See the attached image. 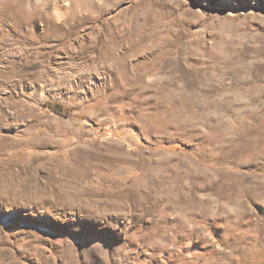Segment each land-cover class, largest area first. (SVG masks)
I'll return each mask as SVG.
<instances>
[{
  "label": "rangeland",
  "instance_id": "1",
  "mask_svg": "<svg viewBox=\"0 0 264 264\" xmlns=\"http://www.w3.org/2000/svg\"><path fill=\"white\" fill-rule=\"evenodd\" d=\"M0 264H264V0H0Z\"/></svg>",
  "mask_w": 264,
  "mask_h": 264
},
{
  "label": "trees",
  "instance_id": "2",
  "mask_svg": "<svg viewBox=\"0 0 264 264\" xmlns=\"http://www.w3.org/2000/svg\"><path fill=\"white\" fill-rule=\"evenodd\" d=\"M48 107L53 111V112H55V113H57V114H62L61 113V108H60V106L59 105H52V106H50V105H48Z\"/></svg>",
  "mask_w": 264,
  "mask_h": 264
},
{
  "label": "bare ground",
  "instance_id": "3",
  "mask_svg": "<svg viewBox=\"0 0 264 264\" xmlns=\"http://www.w3.org/2000/svg\"><path fill=\"white\" fill-rule=\"evenodd\" d=\"M43 4V3H42ZM44 5H45V3H44ZM41 6H43V5H41ZM46 6V5H45ZM42 8V7H41ZM40 8V9H41ZM36 16H37V14L36 13H33V15H32V18L35 20L36 19Z\"/></svg>",
  "mask_w": 264,
  "mask_h": 264
},
{
  "label": "clouds",
  "instance_id": "4",
  "mask_svg": "<svg viewBox=\"0 0 264 264\" xmlns=\"http://www.w3.org/2000/svg\"><path fill=\"white\" fill-rule=\"evenodd\" d=\"M57 18L59 19V16Z\"/></svg>",
  "mask_w": 264,
  "mask_h": 264
}]
</instances>
